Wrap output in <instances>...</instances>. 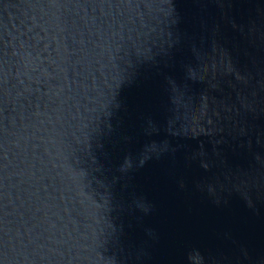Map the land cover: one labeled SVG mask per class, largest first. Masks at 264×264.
I'll list each match as a JSON object with an SVG mask.
<instances>
[{
    "label": "water",
    "instance_id": "water-1",
    "mask_svg": "<svg viewBox=\"0 0 264 264\" xmlns=\"http://www.w3.org/2000/svg\"><path fill=\"white\" fill-rule=\"evenodd\" d=\"M0 264H264V0H0Z\"/></svg>",
    "mask_w": 264,
    "mask_h": 264
}]
</instances>
